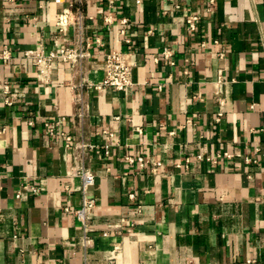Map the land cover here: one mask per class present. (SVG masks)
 Masks as SVG:
<instances>
[{
  "label": "crops",
  "instance_id": "obj_1",
  "mask_svg": "<svg viewBox=\"0 0 264 264\" xmlns=\"http://www.w3.org/2000/svg\"><path fill=\"white\" fill-rule=\"evenodd\" d=\"M69 7L86 15L92 57L41 75L25 52L56 49L57 35L74 44L75 28L57 25ZM5 50L0 264H264V0H0ZM114 50L132 85L73 87L101 82ZM62 116L74 142L93 144L79 158L47 130ZM78 165L95 176L86 245L67 211L82 206ZM24 182L39 192L18 198Z\"/></svg>",
  "mask_w": 264,
  "mask_h": 264
},
{
  "label": "built area",
  "instance_id": "obj_2",
  "mask_svg": "<svg viewBox=\"0 0 264 264\" xmlns=\"http://www.w3.org/2000/svg\"><path fill=\"white\" fill-rule=\"evenodd\" d=\"M86 15L81 8L73 10L72 8H65L61 13L57 15V25L60 27V30L63 31L64 27L73 26L76 31L77 38L74 41L73 45H63L59 44V36H56L55 46L56 49H53L49 52L44 51V49H33L27 50L25 55L27 58H30L37 66L40 68L41 75H49L53 63L56 60H62L68 63L72 68L79 69L84 66V64L92 57L91 43L87 41L85 37L86 33ZM199 17L197 15H190L186 18L187 26L189 30L194 31L197 28V22ZM166 58H171L172 53L170 50L165 49L163 52ZM11 57V53L8 50L4 51V54L0 57L4 60H8ZM222 78V74L221 77ZM133 84L132 81V66L129 65L126 61L125 54L121 51L114 50L106 55V73L104 79L95 83L90 81L87 77H84L80 82L73 85L75 88L82 89L83 87L95 88L99 91L105 90L108 88H113L116 90H125L127 87ZM3 98L7 104H12V94L9 90V83L3 85ZM77 104L80 105L78 111L79 116L84 115L83 100L80 92H77L75 96ZM65 117H57L53 121L46 122V127L48 132L51 135H60L65 140V147L67 149H73L75 157L79 158L84 155L89 148L93 147V144L84 143L82 141L74 142L73 136L67 133L63 125L66 122ZM107 134V137L114 138L115 134L113 132L104 131ZM110 144H107L108 148ZM140 161H143V158H139ZM160 163L157 162L158 166ZM77 173L75 175L81 177V187L80 191L82 194V206L79 209H69L67 211L74 213L78 219L81 221L83 230H84V244L86 245L89 242V232L92 231V218H93V209L96 207V202L94 199L89 197L88 191L90 185H93L95 182L94 174L84 166H77ZM22 189H27L33 194L39 192V187L34 185H29L27 182L21 184L20 189L17 191L16 196L21 197ZM135 197L134 194L130 195ZM111 226L104 231V234L107 235ZM89 264V263H84Z\"/></svg>",
  "mask_w": 264,
  "mask_h": 264
}]
</instances>
